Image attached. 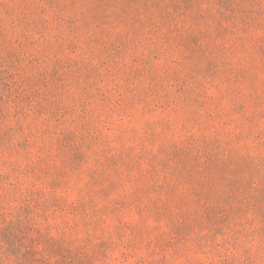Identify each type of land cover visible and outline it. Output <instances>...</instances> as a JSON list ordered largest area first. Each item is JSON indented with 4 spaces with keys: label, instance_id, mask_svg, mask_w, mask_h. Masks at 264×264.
I'll return each instance as SVG.
<instances>
[{
    "label": "rangeland",
    "instance_id": "rangeland-1",
    "mask_svg": "<svg viewBox=\"0 0 264 264\" xmlns=\"http://www.w3.org/2000/svg\"><path fill=\"white\" fill-rule=\"evenodd\" d=\"M0 264H264V0H0Z\"/></svg>",
    "mask_w": 264,
    "mask_h": 264
}]
</instances>
